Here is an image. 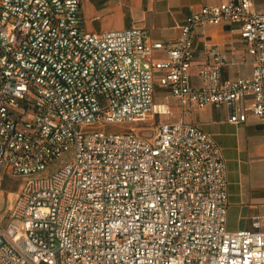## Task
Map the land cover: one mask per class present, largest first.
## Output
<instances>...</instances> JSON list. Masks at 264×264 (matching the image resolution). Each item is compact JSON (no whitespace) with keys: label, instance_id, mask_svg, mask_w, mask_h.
Wrapping results in <instances>:
<instances>
[{"label":"built area","instance_id":"obj_1","mask_svg":"<svg viewBox=\"0 0 264 264\" xmlns=\"http://www.w3.org/2000/svg\"><path fill=\"white\" fill-rule=\"evenodd\" d=\"M207 24L237 25L250 75L225 78L232 61L210 44L192 84ZM160 72L182 104H224L233 124L264 120V12L221 0L165 43L136 27L87 31L81 0H0V179L24 178L0 218V264H264L259 222L227 226L213 135L159 122L169 112L155 99Z\"/></svg>","mask_w":264,"mask_h":264},{"label":"crops","instance_id":"obj_2","mask_svg":"<svg viewBox=\"0 0 264 264\" xmlns=\"http://www.w3.org/2000/svg\"><path fill=\"white\" fill-rule=\"evenodd\" d=\"M254 7L264 12V0H253ZM221 0H81L85 29L89 32L136 27L144 29L151 42L175 41L188 16ZM195 58L190 68L191 82H201L200 68L207 60L206 45L216 44L232 63L224 69L225 78L247 76L253 62L237 25L207 24L194 36ZM164 49H155L153 56L165 58ZM155 99L166 104L169 112L159 122L196 124L213 135L226 159L229 208L227 226L230 230L252 229L259 222L264 231V120L249 113L245 122H229L230 109L224 105L207 104L200 108L193 103L182 104L157 75ZM243 103L238 104V108Z\"/></svg>","mask_w":264,"mask_h":264},{"label":"rangeland","instance_id":"obj_3","mask_svg":"<svg viewBox=\"0 0 264 264\" xmlns=\"http://www.w3.org/2000/svg\"><path fill=\"white\" fill-rule=\"evenodd\" d=\"M110 129H116V126H110ZM66 157L61 159V162ZM22 176L20 175H3L0 179V218L6 217L9 208L14 203L21 187Z\"/></svg>","mask_w":264,"mask_h":264}]
</instances>
